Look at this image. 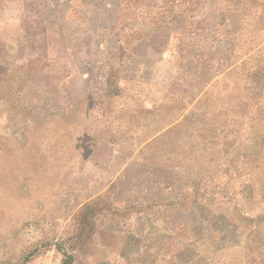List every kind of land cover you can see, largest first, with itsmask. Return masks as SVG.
<instances>
[{
    "label": "rangeland",
    "instance_id": "374dc122",
    "mask_svg": "<svg viewBox=\"0 0 264 264\" xmlns=\"http://www.w3.org/2000/svg\"><path fill=\"white\" fill-rule=\"evenodd\" d=\"M256 2L237 1L234 21L251 15L259 5ZM47 7V0H0V264H63L65 255L72 256V264H139L140 253L133 257L126 233L158 230L162 220L154 218L147 225L149 219L137 212L140 209L113 218L112 208L101 204L85 219L83 207L99 197L109 200L116 210L141 206L144 189L140 183L150 177L147 170L152 164L171 165L176 171L186 167L185 176L190 179L202 174L218 176L216 170L193 162L196 145L185 146L186 137L197 133L196 129L204 131L207 124L235 127L236 120L224 117L221 109L240 96L236 83L244 72L264 65V11L253 22L252 33L242 35L233 51V66L226 73L237 71L223 87L219 81L226 73L216 78L203 74L199 95L180 110L173 101L162 103L155 95L146 101L142 93L141 98H131L133 89L127 88L136 84L111 98L90 94L92 88L85 79L91 72L81 70L82 79L72 75L74 67L81 68L80 52L74 50L76 40L71 35L78 38L81 31L71 25L43 23L42 17L52 19ZM135 10L124 14L135 12V18H141L143 13ZM178 51L172 46L161 62L153 63L157 77L153 82L160 87L161 72L173 73L177 68ZM83 54L92 58L91 47ZM48 56L60 59L71 76L58 83L39 74L38 65ZM147 58L148 62L157 59ZM184 102L186 106L189 100ZM190 114L199 127L177 123ZM72 130L78 133V144L76 136L73 141L78 150L52 148L54 139H65ZM241 139L240 135L235 144L233 137L227 142L237 151L242 148ZM170 153L176 157L168 161ZM242 245L243 255L232 259L235 251L231 248V258L219 264H264L255 260L264 254L263 241L246 237Z\"/></svg>",
    "mask_w": 264,
    "mask_h": 264
},
{
    "label": "trees",
    "instance_id": "16d2710c",
    "mask_svg": "<svg viewBox=\"0 0 264 264\" xmlns=\"http://www.w3.org/2000/svg\"><path fill=\"white\" fill-rule=\"evenodd\" d=\"M47 1L46 11L52 19L42 17L43 23L71 25L81 31L78 38L71 35L76 40L73 39L77 46L74 50L80 52L81 68L74 67L72 75L82 79V71L91 72L85 79L88 88H92L90 94L111 98L129 84H136L127 88L133 89L131 98L143 95L146 101L155 95L162 103L173 101L180 110L187 109L199 95L203 74L216 78L231 69L240 37L252 33L253 22L264 11V0H258L256 4L263 5L259 7L263 10L255 6L251 15L235 22L239 0H150L155 1L154 6L145 0ZM131 5L143 13L141 18H135V12L125 16L124 11L134 9ZM57 11H62V15L57 16ZM73 15L75 18L70 17ZM172 46L179 49L178 65L173 73L161 72L160 87L153 82L157 81L153 63L161 62ZM89 47L92 58L83 54ZM151 55L157 59L148 62L147 56ZM38 70L42 76L56 78L58 83L71 76L66 65L53 56L42 58ZM235 71L236 68L224 74L219 81L221 87ZM121 73L125 74L120 76ZM244 73L236 83L240 96L230 107L221 109L224 117L236 120L235 127L207 124L204 131L196 129L197 133L186 137L185 146L196 145L193 162H200L203 169L216 170L218 176L202 174L190 179L185 176L186 167L176 171L171 165L152 164L147 170L150 177L140 183L144 189L141 206L132 204L116 210L109 200L99 197L83 207L87 212L85 219L92 217L101 204L112 208L113 218L140 209L137 212L149 219L147 225L154 218L162 220L161 229L145 234L130 229L126 233V245L133 257L140 253L139 264H219L231 258V248L235 251L232 259L243 255L242 240L246 237L264 242V65ZM186 98L189 102L185 106ZM144 110L150 111L147 107ZM177 123L192 129L199 127L194 116H185ZM77 134L72 130L69 137H57L50 145L76 151L73 141L76 136L78 144ZM240 135L242 148L234 151L227 139L233 137L231 142L235 144ZM172 146H176L175 142ZM172 154L175 155L170 153L168 161L175 159ZM248 205L257 209H247ZM183 215L186 216L182 218ZM65 258L63 264L73 263L72 256ZM255 260L264 261V254Z\"/></svg>",
    "mask_w": 264,
    "mask_h": 264
}]
</instances>
